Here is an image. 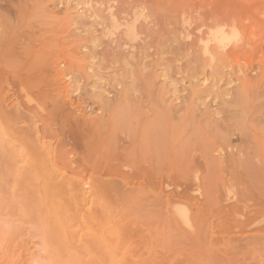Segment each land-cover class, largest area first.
Masks as SVG:
<instances>
[{"label":"rangeland","instance_id":"1","mask_svg":"<svg viewBox=\"0 0 264 264\" xmlns=\"http://www.w3.org/2000/svg\"><path fill=\"white\" fill-rule=\"evenodd\" d=\"M0 32L20 68L43 56L60 105L25 70L0 88L1 111L45 101L59 120L43 139L0 115V264H264L247 216L264 210V0H0Z\"/></svg>","mask_w":264,"mask_h":264},{"label":"bare ground","instance_id":"2","mask_svg":"<svg viewBox=\"0 0 264 264\" xmlns=\"http://www.w3.org/2000/svg\"><path fill=\"white\" fill-rule=\"evenodd\" d=\"M18 24H16V26H17ZM0 38H1V32H0ZM213 38L215 39V40H217V41H222V40H224L225 39V35L224 34H222V33H220V34H218V33H215L214 35H213ZM227 38V37H226ZM218 45V44H217ZM15 52H16V50H15ZM15 54V53H14ZM14 54H13V51H6L5 53H2V52H0V64L2 65L1 67H0V88L1 87H3V85L4 84H8V85H13L14 83L13 82H9V80L10 79H12V78H14L15 76L19 79V78H21L20 76L22 75V74H20V72L21 71H23V70H25V73L23 74L24 75V77L23 78H21V80H19L18 82H16L19 86L21 85V86H26V88H32V89H35V90H38V96H40L41 98H43V96H44V98L45 99H48L49 101H51L52 102V106L53 107H51V109H47L46 111H49V110H51L52 112H56L57 114H59L58 113V110H55L56 108H57V105L58 106H60L59 105V103H57L54 99H52L51 97H50V95H48L47 93L45 94L44 92L45 91H43V92H39V90H41V88H42V90H43V88H45L46 87V85H45V82H44V84H43V82L41 81L42 80V78H43V72L42 71H40V70H43L44 72H46L44 69H41L42 68V66H43V64H46V62H45V60L42 58L43 56H41V57H39L41 54H39V56H37V57H35V58H33L32 59V61H29L30 63H26V64H23L22 63V66H21V68L19 67V63H17V59H18V57H16V56H14ZM43 55V54H42ZM36 58H38L37 60H36ZM22 59V58H21ZM20 59V60H21ZM19 60V59H18ZM20 62V61H19ZM45 62V63H44ZM30 64V65H29ZM17 68H18V70H17ZM40 69V70H39ZM39 70V71H38ZM9 73L12 75V77L10 78V76H9ZM19 74V75H18ZM12 81H14V80H12ZM13 83V84H12ZM28 84V85H27ZM7 85V86H8ZM23 86V87H24ZM28 86V87H27ZM41 87V88H40ZM4 88V87H3ZM22 90V89H21ZM21 90H19V91H21ZM26 91H29V90H26ZM31 91V90H30ZM29 91V92H30ZM28 92V93H29ZM33 92V91H32ZM32 92H30V93H32ZM23 93V92H22ZM20 93H18V95H19ZM33 94V93H32ZM23 95H24V93H23ZM30 95V94H29ZM34 96V95H33ZM32 96V97H33ZM19 97V96H18ZM27 97V100L25 99V98H23L22 97V99H25L28 103H31V101L33 100L32 98H31V95L30 96H26ZM34 97H36V96H34ZM38 99H39V97H37ZM37 98H35V99H37ZM15 99V98H14ZM18 99V98H17ZM21 99V98H20ZM44 100V99H43ZM23 101V100H22ZM25 101V105H28V103ZM41 101H42V99H41ZM38 102V101H37ZM34 104L33 105H36V106H33V105H29V106H24L25 107V113H24V111H23V106H22V102H20V101H18V100H16V101H14V102H12V104H11V109H7V110H4V111H1V106H2V104H1V106H0V115L1 116H3V117H8L11 121H13V122H15L16 124H20V123H24V122H29L30 123V125H29V127H27V130H25L24 129V132L25 133H27V131L29 130V131H31L32 130V127H34V131H35V133L37 134V137H41V138H49V137H51L52 135H53V130H52V127H51V125H52V121H54V120H56L57 121V118H55V119H53V118H51L52 117V114H51V111L50 112H47V113H45V114H43L44 112L43 111H45V109H46V107L44 108V106L42 105V104H44L45 103V101H44V103L43 102H39V103H35V102H33ZM49 103V102H48ZM3 109H5V108H3ZM123 109V108H122ZM127 110V109H126ZM126 110H124V112L126 111ZM104 111V110H103ZM122 111V110H121ZM119 112L117 115H116V117H114L116 120H118L119 122H123V120L126 122V120H127V118H128V116H126V114H128V112L126 111L125 113L122 111V112ZM54 112V113H55ZM53 113V115L55 116V114ZM121 113V114H120ZM59 116H60V114H59ZM58 116V117H59ZM80 119V118H79ZM89 119H91V118H89ZM126 119V120H125ZM70 120V119H69ZM99 120H102V119H99ZM59 121V120H58ZM58 121H57V123H58ZM89 122H91V121H89ZM117 122V121H116ZM37 123H40V126L38 125V126H36V124ZM55 123V122H54ZM56 123V124H57ZM63 123V122H62ZM62 123H61V126H62ZM96 123V122H95ZM102 123V122H101ZM76 124V123H75ZM114 124H116L115 122H114ZM68 125V124H67ZM85 125H87V123H85ZM90 125H92L91 123H90ZM97 125V124H96ZM118 125V124H117ZM71 126V125H70ZM78 126V125H77ZM82 126V125H81ZM88 127V126H87ZM122 128V127H121ZM7 128H5V130H6ZM20 129L21 130H23V127H20ZM58 129V128H57ZM61 129V128H60ZM63 129V128H62ZM73 129V128H72ZM75 129V128H74ZM73 129V130H74ZM91 129H92V132L94 131L93 130V127H91ZM91 129H89V137H91V139H92V135H90V133L92 134V132H91ZM103 129H104V127H103ZM76 130V129H75ZM63 131V130H62ZM78 131H80L79 130V127H78V130H77V132ZM84 131L85 132H87V129L85 130L84 129ZM101 131V130H100ZM102 131H104V130H102ZM101 131V132H102ZM70 131H67V133H69ZM76 132V133H77ZM65 133L66 132H64V136H65ZM82 133V132H81ZM78 134H79V132H78ZM88 134L86 135L87 137H88ZM69 135H71V132L69 133ZM80 135V134H79ZM82 135H84V134H82ZM82 135H81V137H82ZM99 135H101V133L99 132L98 133V136ZM66 136H67V134H66ZM72 136H74V139H77V137H75L76 135H75V133H74V131H73V134H72ZM71 136V137H72ZM85 136V135H84ZM102 136V135H101ZM193 136V135H192ZM69 137V136H68ZM70 137V138H71ZM103 137V136H102ZM190 137V136H189ZM16 138H18V136L16 137ZM29 138H30V136H29ZM85 138V137H84ZM109 138V137H108ZM114 138V137H113ZM65 139V137L63 138V140ZM73 138H71V140H72ZM86 139V138H85ZM90 139V138H89ZM88 139V140H89ZM94 139V138H93ZM99 139V138H98ZM118 139H119V137H118ZM190 139V138H189ZM69 140V139H68ZM78 140H79V137H78V139H77V142L76 141H74V140H72L71 142H73V143H69V144H76V146H77V143H78ZM121 140V139H120ZM65 141V142H64ZM64 141H62V143L64 142V143H68V142H66L67 140L65 139ZM70 141V140H69ZM110 141V140H109ZM108 141V142H109ZM112 141V140H111ZM113 141H114V139H113ZM123 142V141H122ZM44 143V142H43ZM61 143V142H60ZM61 143V144H62ZM97 143V142H96ZM111 143V142H110ZM58 144V143H57ZM61 144H59V145H61ZM78 144H80V143H78ZM99 144H102V142L101 143H99ZM123 144V143H122ZM51 144L48 142L47 144H46V146H50ZM123 145H125V144H123ZM76 146H73V147H76ZM104 146V145H103ZM108 146V145H107ZM116 145H114V147H115ZM71 147V146H70ZM82 147V146H81ZM105 147V146H104ZM121 147V146H120ZM32 149V148H31ZM79 149H80V147H79ZM78 149V150H79ZM110 149V148H109ZM112 149V148H111ZM115 149V148H114ZM83 150V149H82ZM102 150V149H101ZM128 150V149H127ZM127 150H125V152L127 151ZM133 149H131L130 151H132ZM112 151V150H111ZM121 151V150H120ZM130 151H128L126 154H127V156L125 157V158H127L128 156H130V154L131 153H133V155H134V152H131V153H129ZM51 152V151H50ZM58 152H60V150L58 149H55L54 151H53V157H54V160H52L54 163H56L55 162V154H57ZM109 152V151H108ZM143 152V151H142ZM77 153V152H76ZM122 153V152H121ZM79 154V153H78ZM105 154H107V152L105 153ZM58 155V154H57ZM93 155V154H92ZM110 155V154H109ZM108 155V156H109ZM62 155L60 154V155H58V158L59 159H61L62 157H61ZM91 156V155H90ZM102 156H104V155H102ZM110 157V156H109ZM132 157V156H131ZM159 158V157H158ZM209 158V157H208ZM105 159V158H104ZM131 159V158H130ZM129 159V160H130ZM154 159V158H153ZM223 159V158H222ZM77 160V157H75V161ZM114 160H116V159H114ZM118 160H119V158H118ZM121 160V159H120ZM122 161V160H121ZM77 162V161H76ZM79 162V161H78ZM83 162V161H82ZM126 161L125 160H123V162H121V163H119V164H114V165H111V166H105V165H103L101 162H99V161H97V162H95V165L93 166V169L94 170H100L101 172H103V173H105L106 175H109V174H111V173H115V171H117L118 169H119V167H124V166H127V164L125 163ZM127 162L129 163V161L127 160ZM249 162V161H248ZM70 163H74V161H72V160H70ZM81 163V162H80ZM88 163V162H87ZM246 163V162H245ZM74 164H76V163H74ZM79 164V163H78ZM247 164V163H246ZM245 164V165H246ZM249 164V163H248ZM72 165V164H71ZM130 165V164H129ZM132 165H133V163H132ZM132 165H130L131 166V168H132ZM247 166V165H246ZM246 166H245V168H246ZM249 166V165H248ZM209 167V166H208ZM256 167V166H255ZM127 168H128V166H127ZM24 169V168H23ZM89 170H90V168H88ZM122 169V168H121ZM124 169V168H123ZM252 169H254V171L256 170L255 168H250V170H252ZM85 170H87V169H85ZM126 170H128V169H126ZM131 170H133V169H131ZM247 170H249L248 168L246 169V171ZM259 170V169H258ZM82 171V170H81ZM143 171V170H142ZM218 171V170H217ZM260 171V170H259ZM129 172H130V170H129ZM139 172V171H138ZM78 173V172H77ZM247 173H248V171H247ZM249 173H252V171L250 172L249 171ZM254 173H256V171L254 172ZM253 173V174H254ZM132 174H134V173H132ZM128 175V174H125L124 173V175L125 176H123L122 177V181H132L135 177H136V175L134 176V175ZM141 174H142V172H141ZM147 174V173H146ZM244 174V173H243ZM257 174H259V172L257 173ZM256 174V175H257ZM247 175H250V174H247ZM252 175V174H251ZM255 175V174H254ZM261 174H259V176H260ZM258 176V177H259ZM97 177V176H96ZM95 177V178H96ZM143 177V176H142ZM106 178V177H105ZM146 178V177H145ZM150 178H151V176H150ZM102 179V178H101ZM147 179V178H146ZM151 179H153V178H151ZM262 180V179H261ZM109 181V180H108ZM116 181V180H115ZM150 181V180H149ZM106 182V181H105ZM112 182V181H111ZM111 182H109V185H110V183ZM114 182V181H113ZM72 183H73V181H72ZM118 181L117 182H115V184L114 185H116L115 187H117L118 185ZM78 185H79V183H77ZM232 184V183H231ZM113 185V183H112V186H114ZM75 186H76V184H75ZM85 186H87V185H85ZM60 187H62V186H60ZM77 187V186H76ZM190 187V186H189ZM63 188V187H62ZM73 189V188H72ZM119 189V188H118ZM117 189V190H118ZM185 189H187V188H185ZM80 190V189H79ZM116 190V191H117ZM120 190H121V188H120ZM191 190V189H190ZM126 191V190H125ZM195 191V190H194ZM128 192V191H127ZM192 194V193H191ZM191 194H189L190 196V198H191ZM76 196H77V194H76ZM193 196V195H192ZM194 197V196H193ZM232 198V197H231ZM195 200V199H194ZM222 200V199H221ZM242 202V201H241ZM179 203V202H178ZM177 202H175V201H173V202H171V207H173L174 209V214H175V216H177L178 218H179V221H181L182 222V224L183 225H185V226H188V225H190L191 224V218H193L192 216H191V218H190V213H189V211L188 210H190V209H188V210H186L185 209V207H184V205H183V207L180 205V204H178ZM79 204V203H78ZM187 204V203H186ZM87 206H88V202H87ZM1 207V206H0ZM186 207H187V205H186ZM188 208H190V207H188ZM243 208H245V207H243ZM239 209V208H238ZM239 210H241V208L239 209ZM249 210V209H248ZM92 211V210H91ZM201 210L199 209V212H200ZM242 211V210H241ZM252 211H254L253 213L251 212L250 214H247V216H249V217H251V219H249L250 221H252V222H255L256 221V223L258 222V221H261L260 222V224L262 223V221H264V220H262L263 218H264V210H263V213H259V211L260 210H257L258 212H256L255 210H252ZM191 212V211H190ZM85 213H87V212H85ZM228 215H232L233 216V219H235L234 217H235V215L237 214V215H241V214H238L237 213V209L234 207V205H229L228 206V208H227V212H226ZM245 213V212H244ZM84 215V214H83ZM81 217V216H80ZM202 217V216H201ZM244 217H245V214H244ZM248 217V218H249ZM246 218V217H245ZM1 217H0V221H1ZM82 219V218H81ZM200 219V218H199ZM199 219H197L198 221H199ZM202 220V219H201ZM236 221H237V219H235ZM246 220H247V218H246ZM181 222H179V223H181ZM197 222V221H196ZM200 222V221H199ZM198 222V223H199ZM248 222V225H250L251 224V222H249V221H247ZM264 223V222H263ZM254 224L253 223V225H251V226H260V228H256V226L255 227H253L254 229H255V231H256V233L258 232H262V234L259 236V238H262V235L264 234L263 232H264V224ZM2 224V225H1ZM197 224V223H196ZM4 224L1 222L0 223V230H1V234L0 235H2V230L3 229H1V228H6V227H4L3 226ZM243 225V224H242ZM241 225V226H242ZM245 225V224H244ZM250 226V227H251ZM190 227V226H189ZM243 227V226H242ZM246 227H248L247 226V223H246V225H245V228ZM249 227V228H250ZM253 228H251V229H253ZM250 229V230H251ZM256 235H259V234H256ZM255 237V236H254ZM258 237V236H257ZM257 237H255V238H253L254 240L255 239H259V238H257ZM263 238H264V236H263ZM252 239V240H253ZM248 240H249V238H248ZM34 252V251H33ZM33 260H34V257H33ZM35 261V260H34ZM39 261V260H38ZM31 263V262H30ZM38 263V262H37ZM33 264H34V262H33ZM39 264V263H38ZM42 264V263H41Z\"/></svg>","mask_w":264,"mask_h":264}]
</instances>
